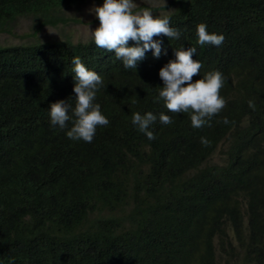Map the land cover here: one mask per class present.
<instances>
[{"label":"trees","instance_id":"obj_1","mask_svg":"<svg viewBox=\"0 0 264 264\" xmlns=\"http://www.w3.org/2000/svg\"><path fill=\"white\" fill-rule=\"evenodd\" d=\"M85 1L0 0V31L17 16L32 15L34 29L66 22L62 6ZM171 6L158 17L180 38L153 37L166 54L149 50L136 69L92 39L0 45V264H264V0L153 10ZM201 23L222 45L197 43ZM189 47L202 64L193 82L210 71L225 79L226 105L201 128L157 99L160 68ZM74 57L103 79L93 103L109 124L91 143L66 135ZM60 100L72 106L63 130L49 118ZM135 111L173 122L151 125L148 140Z\"/></svg>","mask_w":264,"mask_h":264},{"label":"clouds","instance_id":"obj_2","mask_svg":"<svg viewBox=\"0 0 264 264\" xmlns=\"http://www.w3.org/2000/svg\"><path fill=\"white\" fill-rule=\"evenodd\" d=\"M137 7L138 5L133 3V0H103L102 6L89 10L99 22L95 30H90L88 27L92 41L98 48L114 53L125 69H136L138 62L145 58V53L149 50L155 59L166 54L161 42L154 41L153 37L163 35L170 40L179 39L181 35L179 30L170 27L168 16L154 18L148 8L134 12L133 10ZM196 34L197 43L201 46L219 47L225 40L222 34H210L204 23L197 25ZM129 41H132L134 46H129ZM196 52L195 47L175 50V59L169 60L160 68L158 76L163 82V87H160L157 99L163 101L168 112L190 113L192 127L201 128L226 105V101L220 95L225 79L219 71H210L203 78L193 82V77L200 75L202 67L199 61L192 58ZM72 64L75 76L72 89L75 106L72 109V117L75 119L66 135L71 140L91 143L97 127H106L109 124V120L101 113L100 105L93 103L97 92L103 87V79L96 72L89 70L80 57H74ZM248 104L250 108H255L254 101L250 100ZM70 108L72 106L64 100L50 104L51 125L63 130L67 122L72 119L68 114ZM156 119L157 116L152 112L144 114V112L135 111L132 113V124L148 140L155 139V135L150 131L151 125L160 123L168 125L173 122L164 113L159 114L160 122ZM223 123L228 124V119L224 118ZM201 142L208 143L204 138Z\"/></svg>","mask_w":264,"mask_h":264},{"label":"rangeland","instance_id":"obj_3","mask_svg":"<svg viewBox=\"0 0 264 264\" xmlns=\"http://www.w3.org/2000/svg\"><path fill=\"white\" fill-rule=\"evenodd\" d=\"M169 0H133V3L143 6L151 10L153 16H161L170 13L173 6L166 9L153 10V7L160 8L167 4ZM103 3H96L93 0L85 2L73 3L71 5H63L59 14L66 17V22H61L57 25H42L38 29H34V20L32 15L17 16L7 24L6 30L0 31V45H16L30 44V42L46 40V39H65L70 38L73 41H87L91 39L88 33L90 30H95L99 26L95 15L90 13L93 7L102 6ZM140 8L137 11H141ZM134 11V12H137ZM220 147L213 153L212 160L220 159Z\"/></svg>","mask_w":264,"mask_h":264}]
</instances>
